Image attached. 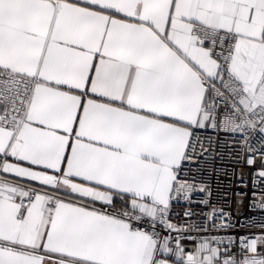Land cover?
Masks as SVG:
<instances>
[{
    "label": "snow or ice",
    "instance_id": "snow-or-ice-1",
    "mask_svg": "<svg viewBox=\"0 0 264 264\" xmlns=\"http://www.w3.org/2000/svg\"><path fill=\"white\" fill-rule=\"evenodd\" d=\"M0 264H264V0H0Z\"/></svg>",
    "mask_w": 264,
    "mask_h": 264
},
{
    "label": "built area",
    "instance_id": "built-area-1",
    "mask_svg": "<svg viewBox=\"0 0 264 264\" xmlns=\"http://www.w3.org/2000/svg\"><path fill=\"white\" fill-rule=\"evenodd\" d=\"M231 134L229 133H221L219 137L213 135V149L214 151L210 154H206L208 159L206 160L204 157L199 158L198 164L191 165L193 173L196 175L197 183H207L212 190L213 198L219 196L221 192L224 191V186L217 183L219 180H225L224 176H217L218 171H222L227 169L229 173L231 172L232 165L228 163L227 160V152L228 148L225 146L226 143L230 141ZM248 184L247 188H244L243 191L248 192L247 196L244 197H233L234 200H243L245 204L250 203L253 199L258 201L261 193L259 191L256 192V197L252 196L251 189V179L248 178V169H245L242 173ZM203 193H194L193 200L194 202L191 204V208L196 212H199L203 205H198L195 201H198L203 197ZM226 210H229L233 216H239L240 219H246L249 216L259 218L260 213L259 210L249 211L247 207L239 204L225 205ZM179 210V209H178ZM192 219H196L193 217ZM251 232H259L258 228L251 229ZM245 234H249L245 230Z\"/></svg>",
    "mask_w": 264,
    "mask_h": 264
}]
</instances>
